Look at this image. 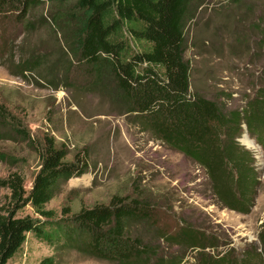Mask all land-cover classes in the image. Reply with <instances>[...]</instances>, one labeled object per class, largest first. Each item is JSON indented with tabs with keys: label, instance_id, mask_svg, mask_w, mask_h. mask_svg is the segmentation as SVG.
<instances>
[{
	"label": "rangeland",
	"instance_id": "rangeland-1",
	"mask_svg": "<svg viewBox=\"0 0 264 264\" xmlns=\"http://www.w3.org/2000/svg\"><path fill=\"white\" fill-rule=\"evenodd\" d=\"M191 4L185 56L192 89L214 99L225 116L240 114L235 140L238 150L248 153L256 176L248 213L224 206L199 163L156 137L127 110L108 70L95 80L83 70L79 76L73 38L84 11L74 0L40 2L23 18L16 10L0 12V178L18 171L28 191L39 169L37 148L51 135L57 146L65 145L68 160L85 147L89 167L64 181L46 204L56 215L50 220L107 204L114 194L148 197L158 205L161 219L155 226L141 222L132 229L159 256L178 257L181 264H205L217 257L238 264L249 251L260 258L252 264H264V148L257 135L264 126L246 122L264 113V0ZM7 193L0 187V198ZM19 215L37 217L29 206ZM183 221L203 233V248L169 240ZM65 242L48 244L28 233L8 264H38L47 256L55 264H118Z\"/></svg>",
	"mask_w": 264,
	"mask_h": 264
},
{
	"label": "trees",
	"instance_id": "trees-1",
	"mask_svg": "<svg viewBox=\"0 0 264 264\" xmlns=\"http://www.w3.org/2000/svg\"><path fill=\"white\" fill-rule=\"evenodd\" d=\"M44 1L53 0H0V12L16 10L23 18L29 7ZM74 2L84 11L73 38L79 76L83 70L95 80L102 70H108L127 110L156 137L199 163L224 206L248 213L256 176L248 166V153L238 150L235 140L240 114L225 116L214 99L192 89L190 60L185 56V26L192 0ZM2 108L0 116L4 114ZM246 122L248 127L257 123L264 126V113L250 115ZM257 135L264 148V131ZM37 154L39 169L28 191L18 171L0 178V187L8 190L0 198V264H8L28 233L48 244L68 241L83 252L118 264H181L178 257L159 256L151 244L133 233L134 224L155 226L161 219L158 205L148 197L114 194L107 204L95 203L67 219L50 220L56 215L46 204L64 181L86 172L89 155L84 147L68 160L65 145L57 146L51 135L44 136ZM26 206L37 217L19 215ZM163 232L157 229L161 236ZM168 238L202 248L206 240L200 230L185 221ZM258 256L248 251L237 262L252 264ZM215 259L207 258L205 264H220L227 258ZM228 261L232 264V259ZM38 264L55 263L47 256Z\"/></svg>",
	"mask_w": 264,
	"mask_h": 264
},
{
	"label": "bare ground",
	"instance_id": "bare-ground-1",
	"mask_svg": "<svg viewBox=\"0 0 264 264\" xmlns=\"http://www.w3.org/2000/svg\"><path fill=\"white\" fill-rule=\"evenodd\" d=\"M245 141H247V140H245ZM247 143V142H246Z\"/></svg>",
	"mask_w": 264,
	"mask_h": 264
}]
</instances>
